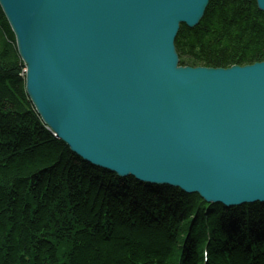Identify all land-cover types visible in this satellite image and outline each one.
<instances>
[{
    "label": "water",
    "instance_id": "1",
    "mask_svg": "<svg viewBox=\"0 0 264 264\" xmlns=\"http://www.w3.org/2000/svg\"><path fill=\"white\" fill-rule=\"evenodd\" d=\"M210 0H0L42 124L94 168L264 205V61L182 67L174 42ZM264 13V0H254Z\"/></svg>",
    "mask_w": 264,
    "mask_h": 264
},
{
    "label": "trees",
    "instance_id": "2",
    "mask_svg": "<svg viewBox=\"0 0 264 264\" xmlns=\"http://www.w3.org/2000/svg\"><path fill=\"white\" fill-rule=\"evenodd\" d=\"M182 67L264 61L254 0H210L180 26ZM0 10V264H264V205L225 209L167 186L92 167L47 130L30 103Z\"/></svg>",
    "mask_w": 264,
    "mask_h": 264
},
{
    "label": "rangeland",
    "instance_id": "3",
    "mask_svg": "<svg viewBox=\"0 0 264 264\" xmlns=\"http://www.w3.org/2000/svg\"><path fill=\"white\" fill-rule=\"evenodd\" d=\"M1 10V9H0Z\"/></svg>",
    "mask_w": 264,
    "mask_h": 264
}]
</instances>
